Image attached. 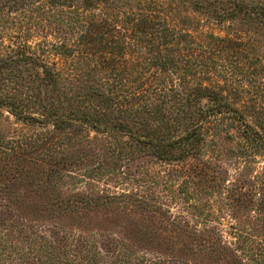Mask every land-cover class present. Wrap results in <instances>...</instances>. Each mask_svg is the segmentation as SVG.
<instances>
[{"label": "trees", "instance_id": "16d2710c", "mask_svg": "<svg viewBox=\"0 0 264 264\" xmlns=\"http://www.w3.org/2000/svg\"><path fill=\"white\" fill-rule=\"evenodd\" d=\"M77 147L106 169L235 157L232 201L264 219V0H0V168L30 151L57 167ZM230 223L229 245L264 261V238ZM25 243L14 255L0 239V264H92L68 244Z\"/></svg>", "mask_w": 264, "mask_h": 264}, {"label": "rangeland", "instance_id": "374dc122", "mask_svg": "<svg viewBox=\"0 0 264 264\" xmlns=\"http://www.w3.org/2000/svg\"><path fill=\"white\" fill-rule=\"evenodd\" d=\"M219 28L203 30L223 35ZM97 155L77 147L57 153L60 165L51 167L30 151L12 170L0 168V239L16 245L12 254L35 240L68 244L71 254L82 250L92 264H103L100 257L111 264H264L255 247L239 253L229 245L233 219L262 244L264 238V219L255 223L247 201H232L239 193L229 191L238 176L235 157L203 152L167 164L140 156L106 169ZM263 164L259 160L253 170L262 172ZM54 171L63 176L60 187L50 181ZM242 191L250 197V189ZM6 249L0 255L7 256Z\"/></svg>", "mask_w": 264, "mask_h": 264}]
</instances>
